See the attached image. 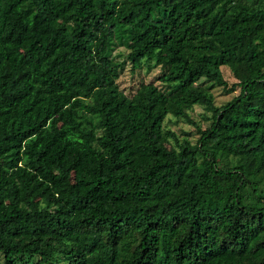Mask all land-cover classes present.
Returning <instances> with one entry per match:
<instances>
[{
  "label": "trees",
  "instance_id": "trees-1",
  "mask_svg": "<svg viewBox=\"0 0 264 264\" xmlns=\"http://www.w3.org/2000/svg\"><path fill=\"white\" fill-rule=\"evenodd\" d=\"M0 258L264 264V0H0Z\"/></svg>",
  "mask_w": 264,
  "mask_h": 264
},
{
  "label": "rangeland",
  "instance_id": "rangeland-1",
  "mask_svg": "<svg viewBox=\"0 0 264 264\" xmlns=\"http://www.w3.org/2000/svg\"><path fill=\"white\" fill-rule=\"evenodd\" d=\"M110 54L112 57L116 58L118 62L124 63V68L117 80L118 89L122 91L123 94L130 95L137 87H144L148 83H152L157 89L164 93H167L168 90L171 89L170 85H164L158 82L157 78L159 75V70L153 59L142 61L140 71L138 73L131 74L128 71L126 62H124V48L121 46V44L117 43L114 48H111ZM220 72L223 79L228 84L234 82V79L230 75L228 69L222 67L220 68ZM203 87L206 90V93L212 97L213 104L215 106H220L226 103L238 93V91H235L231 94H225L221 88L211 86L210 84H204ZM187 115L189 119L201 129H204L209 125L210 112L207 111L203 105H194L192 109L187 112ZM164 125H166L179 138H186L191 144H193L197 139V133L195 132L194 128L190 124L184 122L182 119L175 121L174 119L170 118L169 121L166 120L164 122ZM36 262L37 258H32L28 264H35Z\"/></svg>",
  "mask_w": 264,
  "mask_h": 264
}]
</instances>
